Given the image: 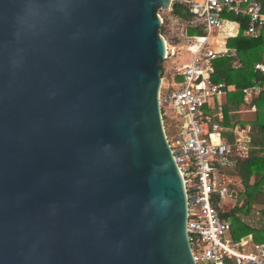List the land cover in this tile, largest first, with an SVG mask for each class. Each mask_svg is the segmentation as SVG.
I'll return each instance as SVG.
<instances>
[{"label":"water","instance_id":"1","mask_svg":"<svg viewBox=\"0 0 264 264\" xmlns=\"http://www.w3.org/2000/svg\"><path fill=\"white\" fill-rule=\"evenodd\" d=\"M171 4L0 0V264H196L159 101Z\"/></svg>","mask_w":264,"mask_h":264},{"label":"built area","instance_id":"2","mask_svg":"<svg viewBox=\"0 0 264 264\" xmlns=\"http://www.w3.org/2000/svg\"><path fill=\"white\" fill-rule=\"evenodd\" d=\"M173 2L185 5L191 14L188 24L202 31L193 35L184 32L180 47L190 53V60L173 73L165 95L161 97L163 83L159 93L161 111L179 106L182 111L175 110L187 117L173 142L166 136L184 185L186 229L195 263L264 264V243H255L252 235L234 240L230 221L220 218L212 203V196L222 199L230 189L225 169L249 157L252 128L248 124H222L227 90L233 87H228L224 81L213 80L214 60L227 49H218L210 41L211 37L218 36L225 24H239L230 20L229 15L248 18L244 33L259 36L264 26L262 5L258 0ZM233 31V25L227 27L225 36H233ZM176 49L166 42L164 59L174 56ZM254 67L264 72V61L257 62ZM263 90L264 86L258 83L244 87V103L250 105L252 98Z\"/></svg>","mask_w":264,"mask_h":264},{"label":"trees","instance_id":"3","mask_svg":"<svg viewBox=\"0 0 264 264\" xmlns=\"http://www.w3.org/2000/svg\"><path fill=\"white\" fill-rule=\"evenodd\" d=\"M264 11V0H258ZM166 11V10H165ZM169 13L175 18L178 24H182L181 36L174 35L173 45L182 43L183 34H201L199 27L188 24L191 17L188 8L178 2L171 4ZM231 20L239 22V32L237 35L226 38L225 46L227 52L214 60V71L212 78L214 81H224L228 87L225 103L223 105L224 125L250 124L251 132V152L249 157L239 160L235 166L226 168L225 173L228 177L229 187L231 178L237 176L244 185L246 202L244 205L222 212L219 208L221 199L219 196H212V203L220 218L231 223V235L234 240H238L246 235H252L255 243H264V90L252 98L251 106L255 108L256 116L253 121L243 122L238 115L241 113L240 107L244 104L242 89L255 83L264 86V72L255 70V64L264 61V26L261 34L257 37L244 35L248 25V18L229 15ZM166 22L162 20L160 33L170 31ZM179 41V42H178ZM238 64V66H237ZM176 71V69H175ZM164 69L161 64V74ZM162 77V75H161ZM179 79V77L177 78ZM163 116V115H162ZM163 119L165 117L163 116ZM182 125H175L172 135L181 129ZM168 136L170 133H166ZM257 177L255 182H251L253 177ZM263 204L258 210L257 224L243 218L249 216L255 203Z\"/></svg>","mask_w":264,"mask_h":264},{"label":"rangeland","instance_id":"4","mask_svg":"<svg viewBox=\"0 0 264 264\" xmlns=\"http://www.w3.org/2000/svg\"><path fill=\"white\" fill-rule=\"evenodd\" d=\"M158 15L164 20L167 24V27L170 28V31L168 32H163V37L168 43V46H173L172 40L174 39V35L176 36H181V29H182V24H178L175 18L172 16V14L169 13V10H158ZM230 18V17H229ZM230 25V24H229ZM227 28V25L223 28H221L218 36L211 37L210 41L213 44H216V42L222 44L225 40V30ZM195 34V33H194ZM179 42V41H178ZM190 53L187 50L180 49L178 47L177 53L175 56H172V58L169 59H163L162 61V66L164 69V72L162 75V83H163V88H162V93L161 97L165 95L164 91L168 89L169 82L172 83V77L173 73L175 72V69L183 64H186L190 60ZM160 75V76H161ZM174 87V86H173ZM241 113L238 115V117L243 121V122H251L255 119L256 112L255 108H252L249 105H241L240 107ZM162 115L165 117L163 119L164 121V127L166 133H170L173 131V128L175 125H183L185 124L187 117L184 114H181L177 112L173 107H167L162 110ZM250 125V124H248ZM175 135H169V140L173 142ZM257 180V177H253L251 182H255ZM231 186L228 191V194L219 202V208L222 212L229 211L230 209L234 208L235 206H242L246 202V196L244 194L245 188L244 185L241 182V179L237 176H233L231 178ZM263 207V204L261 203H255L252 207L251 213L249 216H243L244 219L250 221L252 224H257L258 220V210Z\"/></svg>","mask_w":264,"mask_h":264},{"label":"crops","instance_id":"5","mask_svg":"<svg viewBox=\"0 0 264 264\" xmlns=\"http://www.w3.org/2000/svg\"><path fill=\"white\" fill-rule=\"evenodd\" d=\"M229 18V17H228ZM230 19V18H229ZM231 20V19H230ZM233 21H235V20H233ZM232 21V22H233ZM228 25V24H227ZM232 25H233V27H234V31L233 32H235V34L233 35V36H235V35H237L238 34V32H239V24L237 25H235V24H231V25H228L227 27H232ZM224 34H225V32H224ZM244 35H246L245 33H243ZM229 37H232V36H229ZM226 36H225V40H224V42L222 43V44H220V43H218V42H216V44H213V46L214 47H216V48H218V49H227V47L225 46V43H226ZM183 44V42L182 43H179L178 45H173V46H170V47H177V49H178V47L180 48V49H184V48H181L180 46ZM177 49H176V53H177ZM184 50H186V49H184ZM176 55V54H175ZM174 55V56H175ZM170 58H172V56L170 57ZM169 59V58H168ZM180 67V66H179ZM178 68V67H177ZM176 68V69H177ZM170 83V82H169ZM245 104V103H244ZM246 105V104H245Z\"/></svg>","mask_w":264,"mask_h":264}]
</instances>
